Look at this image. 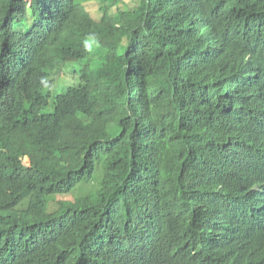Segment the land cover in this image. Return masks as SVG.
<instances>
[{"label":"trees","instance_id":"1","mask_svg":"<svg viewBox=\"0 0 264 264\" xmlns=\"http://www.w3.org/2000/svg\"><path fill=\"white\" fill-rule=\"evenodd\" d=\"M0 264H264V0H0Z\"/></svg>","mask_w":264,"mask_h":264},{"label":"rangeland","instance_id":"2","mask_svg":"<svg viewBox=\"0 0 264 264\" xmlns=\"http://www.w3.org/2000/svg\"><path fill=\"white\" fill-rule=\"evenodd\" d=\"M29 1V0H27ZM97 5L96 4H89L87 5V9L88 11H90V13L95 17H98V10H97ZM86 65L85 61H74V62H69L66 63L62 66L61 71L58 72L57 74L54 75V83L53 86L50 89V93H63L64 92V88L68 87V86H72L75 84H78V71L81 70L82 68H84V66ZM52 103V100H51ZM52 107L51 105H49L47 107L46 110H44L42 113L43 114H47L50 113ZM23 163L24 165H28L29 161L27 158L23 159ZM100 181V172H97V175L94 179V181L87 183V184H79L72 192L68 193L65 196H56V197H49L50 200L52 201V203L50 204V206H56L57 202H63V201H69L72 198H76L79 197L82 194H86L91 192L92 190H95L97 187V184H99Z\"/></svg>","mask_w":264,"mask_h":264},{"label":"clouds","instance_id":"3","mask_svg":"<svg viewBox=\"0 0 264 264\" xmlns=\"http://www.w3.org/2000/svg\"><path fill=\"white\" fill-rule=\"evenodd\" d=\"M56 74H57V72H56ZM55 75V74H54ZM54 75H53V77H52V79H53V81H54ZM53 88H54V86H53ZM25 158H27V157H25ZM25 158H23V159H25ZM28 159V158H27ZM29 161V160H28ZM22 162H23V160H22ZM23 165H24V163H23ZM28 165H29V163H28ZM28 165H25V166H27L28 167Z\"/></svg>","mask_w":264,"mask_h":264}]
</instances>
